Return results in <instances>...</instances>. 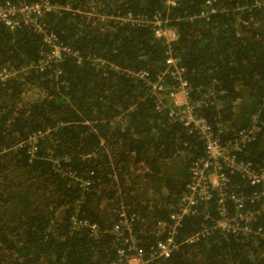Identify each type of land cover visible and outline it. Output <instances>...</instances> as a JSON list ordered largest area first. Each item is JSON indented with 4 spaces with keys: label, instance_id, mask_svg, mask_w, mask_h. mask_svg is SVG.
<instances>
[{
    "label": "trees",
    "instance_id": "trees-1",
    "mask_svg": "<svg viewBox=\"0 0 264 264\" xmlns=\"http://www.w3.org/2000/svg\"><path fill=\"white\" fill-rule=\"evenodd\" d=\"M44 1L0 0V70L9 72L0 80V264H114L122 212L135 216L141 246L163 238L157 222L206 157L202 137L170 115L187 103L223 145L260 127L237 158L264 162V0H49L40 21L60 58L30 27L28 11ZM155 17L176 40L155 36ZM170 56L189 85L177 105ZM37 133L32 157L26 143ZM225 172L226 208L240 226L251 213L248 230L218 226L212 189L184 219L178 250L153 264H264L261 189Z\"/></svg>",
    "mask_w": 264,
    "mask_h": 264
},
{
    "label": "built area",
    "instance_id": "built-area-1",
    "mask_svg": "<svg viewBox=\"0 0 264 264\" xmlns=\"http://www.w3.org/2000/svg\"><path fill=\"white\" fill-rule=\"evenodd\" d=\"M209 3L210 1L208 0L207 4ZM50 10L51 5L49 0H46L41 4L34 5L28 11L27 16L33 13L30 20V27L44 36V42L52 45L54 48L53 56L60 58V47L55 44L53 45L56 40L54 34L47 33L48 31L40 21L43 14ZM211 12H215V9L211 8ZM4 19L7 24H11L7 15L4 16ZM137 22L138 24L142 23L140 19H137ZM153 26L157 38L166 39L168 42L176 40L177 35L175 31L163 28V23L157 17H155ZM45 61L46 58L42 61V65H46ZM167 64L170 68H174L171 74L177 83V91H180L188 99L187 89L189 85L182 78L181 70L176 68V59L170 56ZM8 78L9 72L0 70V80L4 81ZM177 91L172 94L176 105L178 104L176 100ZM195 108L194 105L187 103L182 108H175L170 112L173 118H177L184 123L190 133L194 132L202 137L205 141L206 157L197 160L191 166L187 192L181 196L176 204L169 207L171 213L168 219L157 222V225L164 231L165 236L148 246H141L134 234L133 224L135 216L129 217L124 212L120 213L119 219L113 226V234L116 240L120 241L123 246L119 248V259L114 264H153L159 259L169 258L179 248L180 242L177 241L175 236L182 228L184 219L186 216L196 212L195 207L200 199L201 201L210 199L212 189H216L218 192V208L221 216L218 226L226 232L232 233L248 230L252 214L247 212L243 216L240 215V221L244 222L243 226H240L237 218L231 217L226 208V190L229 178L225 171L228 170L230 173L238 172L243 178L248 180L251 186L260 188L261 196L264 197V162L255 166L251 162L239 161L237 158V153L247 145L246 143L255 140L260 127L252 125L248 129H242L234 141H229L223 145L220 137L203 118L198 116ZM42 135L41 133H37L28 139L26 144L29 145L28 154L30 156L33 157L37 152L38 139ZM84 185H88V182L84 183ZM231 199L236 204L237 209L242 208V198L232 195ZM83 225L90 229L91 235H97L99 227L96 224L85 222ZM206 234H208V231L205 229L185 238L183 242L187 244L195 243Z\"/></svg>",
    "mask_w": 264,
    "mask_h": 264
},
{
    "label": "crops",
    "instance_id": "crops-1",
    "mask_svg": "<svg viewBox=\"0 0 264 264\" xmlns=\"http://www.w3.org/2000/svg\"><path fill=\"white\" fill-rule=\"evenodd\" d=\"M179 98V101H182V97H178Z\"/></svg>",
    "mask_w": 264,
    "mask_h": 264
},
{
    "label": "bare ground",
    "instance_id": "bare-ground-1",
    "mask_svg": "<svg viewBox=\"0 0 264 264\" xmlns=\"http://www.w3.org/2000/svg\"><path fill=\"white\" fill-rule=\"evenodd\" d=\"M180 93V91H178L176 94H179Z\"/></svg>",
    "mask_w": 264,
    "mask_h": 264
}]
</instances>
